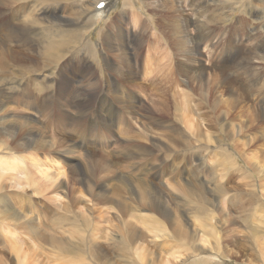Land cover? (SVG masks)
Listing matches in <instances>:
<instances>
[{
    "label": "rangeland",
    "instance_id": "1",
    "mask_svg": "<svg viewBox=\"0 0 264 264\" xmlns=\"http://www.w3.org/2000/svg\"><path fill=\"white\" fill-rule=\"evenodd\" d=\"M96 1L97 0H62L58 1V4L55 2H39L37 6H35L34 13L36 17L42 20V22L36 26V38H39L37 40L39 41V46L37 45L35 49L31 50V53L33 54L43 50L44 47L49 43L47 40L42 39L41 41L40 39V37L44 34L43 27L47 23H50L48 22L49 20L51 22L53 21L50 24H53L52 26L57 25L58 28H60L59 30H67L69 28L77 27H67L70 24H76L80 26L79 38L75 40V42H69L65 46L64 59L58 64L57 69H55L54 72L55 74L49 77L45 76L47 71L50 70V67L43 69L39 68L37 71L29 72L30 75L27 73L23 77L15 74L14 70L11 69L9 70V74H5L0 70V101L3 104V107H1L0 110V116H2L4 111H6L7 113L4 112L3 115L11 116L12 114V117L16 119V121L22 123L24 120L28 121V128L32 129L28 136L34 137V134H38L40 136L42 135L43 139H46V141H58L60 144H55L53 146V148L56 150H63V148L65 149V146L71 145L76 151H74L75 155L70 154L67 156L49 153L52 155H50V160L59 159L61 162L60 165L64 167V176L62 177L63 179L61 178L64 183V186H62L64 191L62 193H56L52 195L50 188L38 193L36 192V190H39L38 185L44 184V181L40 183L38 180L39 182H37V184L33 187L27 186L24 183L23 184L25 186L23 184V186H21V183L26 181L25 178L27 176L42 180V177L38 174V168H33V164H31V162L39 161L44 163L43 152H40L39 150L35 151V149L32 148H28V150H31L33 153L27 149L21 150L20 143H22L21 141L23 140V134L22 131L18 129V126H13L14 128L10 130L9 134H4L0 130V135H2L0 138L3 139V141L0 139V144H2L1 147L5 146L3 149L0 147V149H2V151L0 150V161H5L6 163L4 165L0 162V174L2 177H5L4 180L2 177L0 178L3 181H1L2 190L0 188V195H2L0 197V208H6L2 201V197H4L6 203H10L9 205L15 207L17 211L20 210L19 213H22L21 215H24L25 217H28V219L32 220L30 223H34L35 230L39 228V230H36L35 236L33 237L31 236V233L26 231L27 227H24V229L22 228L23 230L18 228V231H15L14 234L11 233L14 228H12L10 224L3 221L0 222V251L2 250L4 253H8L10 251L12 258H10L9 261L10 264H14V253L12 252V249H10V247L13 248V244V246H15V244L21 245L24 242L22 244L24 251L40 249L34 247L40 246V244H43V250L48 251L46 254L50 253L52 248L56 250V248L53 246L51 247L49 243L46 244L43 242L41 237H38L40 235L38 233L42 232L45 235H54L56 237H59L61 234H63L64 239H67L66 241L71 239L70 241H75L74 243L79 244L81 248L83 247L82 249H87L88 246H92V249H97V251L93 250L95 254L100 255L99 258L97 255V259H95L98 264H103L102 262H104V264H153L147 262L146 259L152 260L155 263L160 261L161 264L164 259H168L170 264H261L260 261L262 255L257 250V248L251 244V242H253V235L250 225L257 224L255 226L260 225L259 229H263L264 222L259 221V217L252 216V214L253 211H258L259 213L264 214V211L259 208L256 210L257 206L255 205L258 204L256 201L254 204H252L253 207L252 205L250 206V208L252 207L251 209L246 210L249 207L245 205V200H248L247 202L250 200L251 202L253 201V194L250 195L246 191L250 189L253 190V193L255 192L254 195H256L260 199V202L264 204V191L262 193L260 191L262 190L260 183H264V174H262V179H259L255 173L256 171H253L254 168H252V160H249L252 155L257 154L256 158L260 162H264V117L263 119L258 118L259 121H257L248 114L249 112H239L240 116L238 117L235 116L236 114L234 112L232 115L230 112L228 113L229 105H223V107L221 105L218 108L213 109L211 104L214 100L217 101L218 98L220 99V97L226 98V100H229V102L233 101L236 98H239V94L243 93V90H245L244 92L247 94L248 98H246V100L242 99L240 103L241 105L239 104V106L244 107V109L246 108L248 111H253L259 108L260 98L258 97L259 95H257L260 92L259 89H254L252 92L246 93V86L250 82L255 84L257 87H259V84L261 83L264 84V9L261 7L262 3L260 1L258 2L256 0H251V3L253 2L254 5H257L258 2L257 9L260 8L257 10L259 14H254V7L247 5V1L249 0H242L243 2L241 3H238L236 0H228L229 2L226 0H178V5H180L179 9L183 11V18L186 20L184 21V19H182V24L185 23L183 25H187L186 32L190 34L188 36L189 40L194 41V39H196L198 36L199 43H201L199 44V48L196 53L197 55L195 57L199 59V64H202L201 67L204 73L200 78H198L196 75L197 73L194 72V69L191 71L188 70V68L191 69L192 66L183 62V51L181 52V54H183L181 56V54H179L180 51L176 50L169 43L171 29L166 25V23L172 21V16L174 13L172 12L171 14L169 11H167L166 7L169 8L171 2H168V6V3L164 2L166 0H105L106 8L102 13L97 14V20H95L94 23L87 22L89 21L88 17H91L93 16V13H96L94 12L95 9L93 6ZM230 2L232 4H227ZM172 6H176L174 2ZM232 6L234 9L232 14L231 11L229 12L231 14L230 17L228 16L227 19H224V21L221 20L220 18L224 17L223 15L228 13ZM250 8H252V11L249 10ZM36 9L37 11H35ZM221 11L224 12L222 13ZM244 11H246V14L248 11L250 12L249 17L244 15ZM259 16L260 18H263L262 21ZM242 17H247L246 21H240L243 20ZM57 30L58 29L55 28L53 31L54 35L58 32ZM45 34H47L49 40L54 37L50 34V31L45 32ZM104 34L105 38L103 39L102 35ZM152 34L153 38L158 36L157 39L159 40H154V42L158 43V45H148L147 40L149 37H152ZM206 35L209 37L208 39H204V41L200 40V38H202L200 36ZM42 38H44V36ZM258 46L260 49H256ZM47 48H49V46ZM121 49L126 50L130 57L134 60L139 58L141 60L138 73L136 75L133 74L132 79L124 78L120 74L124 68L121 63ZM253 50L256 51V54L259 56L257 55L255 58H252L255 60L254 63H251L252 60L249 63L251 65L257 64L255 65L257 66V69L253 71V73L255 72V74H257V76L250 74L252 78L250 79V76L246 77V75H242L240 70L238 72L236 71L238 70V66H242V64L244 65V63H247L244 57L245 55L252 53ZM174 52L177 53V56ZM166 55H168L169 58ZM145 56H148L147 58L151 59H149V63H147L148 65H146V68L144 67L145 64L142 66V60L146 58ZM223 57H225V59ZM173 58L177 61L179 59L178 62L180 63L182 61V64L185 65L184 67L189 71V73L181 72L176 74V71L174 70L176 67L174 65ZM64 61H68V63L64 65L65 67H62L61 64ZM232 67H235L236 71H234V68ZM223 70H226V77L229 79L231 78L232 82H221L219 75L221 73L220 71ZM59 71L66 72H60L61 77H58V74L56 73ZM88 71H90V74L92 75L88 74ZM170 71H173L171 72L173 73V76L176 74V80L179 81L176 83L178 86L176 84H174L175 86L172 85L173 87L170 92H165L157 85L151 86V84H147L148 81H155L160 78H164L165 76L162 77V75L165 72L168 74L167 79H169L171 74ZM214 71H216V74ZM207 73L211 75H208ZM192 77L194 78V81L192 80ZM256 77L260 79L255 83L254 80ZM80 79L85 80L84 83L79 82ZM29 80L33 82L31 83V89L32 86H34L32 84H34L35 81L39 83L40 86L42 84L44 86V84L48 82L59 83L63 80H69L71 82L70 84H72L71 87L73 90H58V88L54 85L51 90L48 89L49 92L48 90H46V92L41 89L40 91L36 90L24 95V93L22 94L17 90V88H19L18 84L20 83L19 85H23ZM244 80L248 81L249 83ZM88 81L91 86L96 85L95 87H100V89H89V86L86 85ZM109 82H116L117 85L120 84L121 88L116 90L114 89V86L109 87ZM129 82H135V84L139 85L136 88H132V90L126 89L125 85ZM217 82H220V84L223 85L219 86ZM78 83H80L81 86L83 85L82 88H76ZM144 85L145 87H143ZM209 86L211 88L213 86L217 88L215 90L212 88L213 90H211ZM121 89L124 90L122 91ZM17 93H19V96H21L20 101ZM7 94H11L12 96ZM127 98L130 100L132 99L131 102L130 100L127 101ZM21 100H23V103ZM238 100H240V98ZM174 101L175 103H173ZM133 108L137 110H134ZM197 114H199V116H197ZM226 114H229L228 118L230 119V116H233L232 120L234 119V121L232 123L235 125L240 123L239 121L244 122L246 127L244 130H242L239 137H226L217 129L216 122H219L220 124L225 122L222 128L228 129V127H230L229 119H225ZM261 114L264 113L261 112ZM12 117L10 118L12 119ZM26 118H29L30 121ZM120 120L123 123H121ZM144 120L146 121L144 122ZM58 124L60 126L62 125L63 127L61 126L59 128ZM253 124H255L257 127H255ZM56 125H58V127ZM251 125L254 127V130ZM114 126L116 129H114ZM118 126L121 128H117ZM118 129H120V132ZM10 133L13 134L11 135ZM122 135H125L126 137ZM15 136L19 138L17 139ZM232 139L239 145H237L238 150L233 145H231ZM4 140H6V142ZM3 142L7 143L8 146H6V144L4 145ZM12 145L15 147L18 146L16 149H12L13 151L18 150V148H20V150L15 152L11 150L10 153L9 149ZM81 152L83 155H89L90 153L89 156L91 157V160L93 162L99 161L101 164V171L98 172L99 179L93 182L90 181L92 191L95 194L93 197H91L92 195H89L85 191V187L83 189L82 186L83 184L81 182V176L84 169V156ZM29 156L32 159L34 158L33 161L32 159L28 158ZM38 156L42 160H40ZM221 157L228 158L230 161L236 160L239 166L242 165V168H240L241 171L239 170L237 175H235V171H230L227 173L228 171L224 169L225 164H223L221 161ZM13 158L16 160L15 162L17 164L20 165L21 163V165H24L27 170L23 172L24 170L18 171L17 168V170L13 169L14 165H17L14 163ZM49 159L45 160V162L50 164ZM28 160L31 165L29 164ZM263 162L262 164L264 166ZM10 164L13 166L11 165L10 167ZM50 168H48V172H59L57 168V170L54 168L53 171V167L50 166ZM8 175L12 177L14 176L13 178L15 179H11V177ZM37 179H35V181ZM136 180L138 181L136 182ZM12 181L16 184H13ZM14 181H19V184ZM146 187H148L149 190H147ZM190 188L191 190L197 191L208 198L213 195L211 201L218 205V208L213 207L208 203H204L205 205L200 204L195 199L194 204L192 202L187 203L185 192H188ZM222 188L225 189L226 193L221 192ZM71 189L75 190V196L79 199V203L77 204H80L81 201H84L81 204H89L88 207H90V209H92L94 212H88L89 216L86 218L88 219L87 223L89 222L88 225L86 224V221L81 218L79 213H77V215L74 217L71 215L70 210L68 211L69 206L67 203L69 198H71L69 197V191ZM96 190H98V192ZM146 191H149V193ZM152 199L158 202L156 203L157 206L163 208L164 210L166 209L168 214L164 215L154 207L150 209L146 203H150L149 200ZM232 199L236 201L237 207L246 206V209L244 208L245 210H241L240 214L241 216L242 214L243 216L247 215V221L242 217H234L236 222L233 220V223L232 221L225 223L226 219L225 217H222L221 222L218 224V230L220 232L218 235L222 237V241H220L223 248L212 249V243L207 244L205 248H201L200 245H202L203 242L199 241V239L201 238V235L205 237L203 234L204 228L201 223L203 222L202 219L206 220V218L196 213V210H199L200 207L202 208L204 206V210H201L199 213L205 215V210L208 209L210 212L211 210L213 211L215 217H218L220 207H225V211H228L229 208L233 209L235 207V205L231 204ZM86 200L88 202H85ZM75 201H77V199ZM64 202H66V205H64ZM1 203L3 206H1ZM77 206L80 207L81 205ZM126 206L129 209L126 208ZM76 208L77 207L74 209ZM81 209L82 207H80L78 212L82 214L83 210ZM154 209L156 210L154 211ZM209 211H207L208 214ZM232 212L234 213V211ZM131 214V218H128V216ZM144 214L147 216L149 214L150 218L155 217L156 220L159 218L167 230L159 232L160 235L158 234V236L156 235L155 231H148L144 222H142L144 221ZM133 215H135L134 219H132ZM161 215H163V217ZM209 221H211V225H213L215 222L213 219H210ZM131 223L139 229H142L141 233L143 234L141 239L143 238V240L139 239L141 241L138 243L133 244L132 242L127 246V242H125L123 239L125 237V233L128 231V225L125 224ZM216 224L217 223L215 222L214 226ZM5 225L8 227V229L5 228ZM247 225H249V227ZM174 226L183 227L185 229V235L182 236V234L179 232H174ZM232 228L235 229L234 232H232ZM7 230H10V233L6 232ZM20 230L22 231L21 233L19 232ZM73 231H75V234ZM137 232L139 235H141L139 231ZM152 233L154 235H152ZM73 234L74 236H72ZM77 236L79 239H82V241L79 239L75 240L77 239ZM69 237L71 238L69 239ZM121 238L124 241H121ZM233 238L238 240V243L240 244H236V246L228 242ZM25 239L26 242H20L21 244L17 242ZM92 241H94L93 245H91L93 243ZM194 241L198 242L195 243ZM193 242L195 245L198 244L199 246H195ZM210 242H212V239ZM165 243L167 244L166 246ZM142 245L146 249L142 248ZM190 247L198 248H193L192 250ZM188 249H190L191 252H189ZM54 250H52V255L57 253L56 251L53 253ZM176 250L178 251L177 254L180 255L177 257L178 260L175 259L173 254L171 255V252L174 251L176 253ZM194 251H197L198 253H195ZM191 253L194 254L192 255ZM143 255L146 256V259L143 258L145 257ZM53 256L54 258L51 256L52 259L50 260L51 262L49 264H58L60 260L56 258L55 254ZM72 256L73 259H79L75 254H72ZM191 256L192 258L189 259ZM45 259H43V261H45ZM84 262H88L87 259L84 260Z\"/></svg>",
    "mask_w": 264,
    "mask_h": 264
},
{
    "label": "bare ground",
    "instance_id": "2",
    "mask_svg": "<svg viewBox=\"0 0 264 264\" xmlns=\"http://www.w3.org/2000/svg\"><path fill=\"white\" fill-rule=\"evenodd\" d=\"M58 1H62V0H0V70L2 71V72H4L5 74H9L10 73V69L11 70H14V73L15 74H17V75H20L21 77H23L24 75H26L27 73L29 74V72H34V71H37V69H39V68H41V69H43V68H47V67H50V70H51V72H50V70L49 71H47V74L45 75V76H51V75H53V74H55L54 72H55V69H57V66H58V64L64 59V48H65V46L70 42V43H73V42H75V40H77L78 38H79V36H80V34H79V30H80V26L79 25H76V24H70V25H68L67 27H76V28H69V29H67V30H59L60 28H58V26L56 25H54L55 26V28L56 29H58L57 31H55V32H57V33H55V35H54V30H55V28H54V26H52L50 23H52L50 20L48 21V22H50L49 24L47 23L44 27H43V32H44V34L40 37V39H41V41H42V39L43 40H47V41H49V43L47 44V46H45L44 47V49L43 50H40L38 53H35V54H33V53H31V50L32 49H35L36 47H37V45L39 46V41H37L39 38L37 37L36 38V35H37V27L36 26H38V24L40 23V22H42V20L40 19V18H38V17H36V15H35V13H34V8H35V6H37V4L40 2V3H46V2H55V3H57ZM214 1V0H213ZM213 1H212V3H213ZM227 2H229L228 0H226ZM238 3H241V2H243L242 0H236ZM256 1H260L261 3H262V9H264V0H256ZM255 1V2H256ZM65 2V1H64ZM99 2H104L105 3V5L102 7V8H96V5L99 3ZM165 3H168V2H171V5H170V7L169 8H167L166 7V9H167V11H169L171 14H172V12L174 13L173 14V16H172V21L171 22H167L166 23V25L167 26H169L170 27V33H171V35L169 36V39H170V44H171V46H173L176 50H178V51H180V53L179 54H181V52L182 53H184V55L183 54H181V56L183 55L184 57H182V58H184V60H183V62H185V64H189L190 66H192L191 67V69H189L188 67V70H192V69H194V72H196L197 74V77L198 78H200L201 76H202V74L204 73L203 71H202V67H201V65L199 64V59H197L195 56L197 55L196 53H197V50H198V48H199V44H201V43H199V40H198V36H197V38L196 39H194V41H190L189 40V38H188V36L190 35L188 32H186V27H187V25H183V24H185V23H183L182 24V22H183V20L182 19H184L183 18V11L181 10V9H179V6L180 5H178V0H166V1H164ZM173 2H174V4L176 5V6H172L173 5ZM258 2H257V5H254L253 4V2L251 3V0H249V1H247V5H251V7H254V10H253V13L254 14H259L258 13V11L257 10H259L260 8H258L257 9V7H258ZM235 3V2H234ZM237 3V4H238ZM58 4V3H57ZM62 4V3H61ZM227 4H232L231 2L230 3H227ZM41 5V4H40ZM40 5H38V6H40ZM49 5V4H48ZM222 5V4H221ZM51 6V5H50ZM94 6V12H96V13H93V16H89L88 18H89V21H87V22H90V23H94V21L95 20H97L96 19V17H98L97 16V14H100V13H102L104 10H105V8H106V2H105V0H97L96 2H95V4L93 5ZM161 6V5H160ZM168 6H169V3H168ZM184 6V5H183ZM163 7V6H162ZM225 7H227V6H225ZM228 8H230V7H228ZM233 6L229 9V11H228V13H226V14H224L223 16L224 17H221L220 19L221 20H223L224 21V19H227V17L229 16L230 17V15L232 14V12H233ZM256 9V10H255ZM43 10V9H42ZM65 10V9H64ZM63 10V11H64ZM250 11H252V8H250L249 9ZM35 11H37V9L35 10ZM231 11V14L229 13ZM255 11V12H254ZM261 11V10H260ZM263 11V10H262ZM51 12V11H50ZM222 12V11H221ZM224 12V11H223ZM222 12V13H223ZM227 12V11H226ZM41 13V12H40ZM65 13V12H64ZM261 13V12H260ZM37 14V13H36ZM216 14V13H215ZM249 14H250V12L248 11V13L246 14V11H244V15H247V17H249ZM42 15V14H41ZM57 15V14H56ZM64 15V14H63ZM69 15V14H68ZM67 15V16H68ZM222 15V14H221ZM251 15H252V12H251ZM54 16V15H53ZM83 16V15H82ZM215 16H217V15H215ZM62 17V16H61ZM66 17V16H65ZM247 17H242V19L243 20H240V21H246V19H247ZM253 17V16H252ZM258 17V16H257ZM43 18V17H42ZM60 18V17H59ZM64 18V17H63ZM68 18V17H67ZM87 18V17H86ZM187 18V17H186ZM211 18H213V17H211ZM219 18V17H218ZM217 18V19H218ZM259 18H260V16H259ZM44 19V18H43ZM49 19V18H48ZM216 19V18H215ZM258 19V18H257ZM261 19V21H262V19L263 18H260ZM63 20V19H62ZM79 20V19H78ZM220 20V21H221ZM56 21V20H55ZM184 21H186L185 19H184ZM58 22V21H57ZM80 22V21H79ZM86 22V21H85ZM247 22H248V20H247ZM264 22V21H263ZM222 23V22H221ZM224 23V22H223ZM243 23V22H242ZM68 24V23H67ZM44 25V24H43ZM152 25V24H151ZM41 26V25H40ZM52 27H53V30H52ZM47 31H50V34L51 35H53L54 37L52 38V39H50L49 40V37L47 36V34H45V32H47ZM120 33V32H119ZM153 33H155V32H153ZM49 34V35H50ZM193 34V33H192ZM209 34H210V32H209ZM119 35V34H118ZM156 35V34H155ZM44 36V38H42ZM151 36V35H150ZM46 37H48V38H46ZM52 37V36H51ZM147 37V36H146ZM157 37L158 36H156V37H154L153 38V34H152V37H149V39L147 40L148 41V45H150V44H152V45H158V43H156V42H154V40H159V39H157ZM200 37H202V38H200ZM199 38H200V40H202V41H204V39H208L209 37H207V35L206 36H200ZM55 38V39H54ZM102 38L104 39L105 38V34L104 35H102ZM161 40V39H160ZM120 41V40H119ZM233 41H234V39H233ZM54 42V43H53ZM206 42H207V40H206ZM112 45V44H111ZM49 46V48H47ZM179 46H180V48H179ZM230 47V46H229ZM43 48V47H42ZM41 48V49H42ZM173 48V49H174ZM246 49V48H245ZM256 49H260V47L258 46V47H256ZM255 49V50H256ZM212 50V49H211ZM30 51V52H29ZM175 51V50H174ZM209 52H211V51H209ZM175 53V55L177 54L176 52H174ZM247 53V52H246ZM120 54H121V56H122V60H121V63H122V66L124 67L123 69H122V71H121V75L124 77V78H127V79H132L133 77V74L134 75H136L137 73H138V69L140 68L139 67V64H141V60H140V58L139 59H137V60H134L133 58H131L130 57V55H129V53L126 51V50H124V49H121V52H120ZM222 54V53H221ZM254 54V55H253ZM126 55H127V58H126ZM147 55V54H146ZM148 55H149V53H148ZM208 55H209V53H208ZM258 54H256V51H254L253 50V52L252 53H250V54H247V55H245V57H244V59H245V61L247 62V63H244V65L242 64V66L240 65V66H238V70L236 71V69H235V67H232V68H234V71H236V72H238L239 70H240V72L242 73V75L244 74V75H246V77H248V76H250V74L251 75H256L257 76V74H255V72L253 73V71H255V69H257V66H255V65H257V64H253V65H251L249 62L251 61V63H254L255 62V60H253L252 58H255L256 56H257ZM163 56V55H162ZM168 58H169V56L168 55H166ZM177 56V55H176ZM202 56V55H201ZM213 56V55H212ZM211 56V57H212ZM259 56V55H258ZM146 58H144L143 60H142V63H143V65L142 66H144V64H145V68H146V65H148L147 63H149L148 61H149V59L150 58H147L148 56H145ZM163 57H165V56H163ZM171 57H174V56H171ZM180 57V56H179ZM178 58V57H177ZM217 58V57H216ZM224 59H225V57H223ZM174 59V58H173ZM151 60V59H150ZM169 60V59H168ZM182 60V59H181ZM178 61H179V59H178ZM176 59H174V65H175V67H176V69H174L176 72V74H179V73H181V72H185V73H189V71L188 70H186L185 69V65H183L182 63V61H181V63L180 62H178ZM232 61V60H231ZM245 61H243V62H245ZM146 62V63H145ZM161 62V61H160ZM159 62V63H160ZM216 62V61H215ZM221 62V61H220ZM225 62V61H224ZM227 62H228V60H227ZM226 62V63H227ZM68 63V61H64V62H62V64H61V66L62 67H65L64 65L65 64H67ZM153 63V62H152ZM167 63V62H166ZM171 63V62H170ZM210 63H212V62H210ZM217 63V62H216ZM107 64V63H106ZM157 64V63H156ZM155 64V65H156ZM161 64V63H160ZM169 64V63H168ZM172 64H173V62H172ZM214 64V63H213ZM223 64V63H222ZM225 64V63H224ZM233 64V63H232ZM237 64V63H236ZM240 64V63H239ZM53 65V66H52ZM52 66V67H51ZM78 66V65H77ZM167 66V65H166ZM213 66V65H212ZM225 67V66H224ZM117 68H119V67H117ZM227 68H228V66H227ZM121 69V68H120ZM149 69V68H148ZM148 69H146V70H148ZM213 69V68H212ZM45 70V69H44ZM83 70V69H82ZM86 70V69H85ZM102 70V69H101ZM157 70H159V69H157ZM58 71V70H57ZM77 71V70H76ZM149 71V70H148ZM154 71V70H153ZM167 71V70H166ZM225 71L226 70H223V71H220L221 73H220V79H221V82L222 83H224V82H232V80H231V78L229 79L228 77H226V74H225ZM60 72L61 73H63V72H66V71H59V72H57L56 74H58V77L60 76L61 77V74H60ZM89 73L88 74H90V71H88ZM99 72V71H98ZM171 72H173V71H170V73ZM193 72V73H194ZM216 71H214V73H215ZM230 72V71H229ZM162 73V72H161ZM168 73H169V71H168ZM174 73V74H175ZM240 73V74H241ZM2 74V73H1ZM176 74L173 76V73H171L170 74V78L169 79H167V73L165 72V73H163V75H162V77H164V78H160V79H158V80H155V81H152L151 79V81H148L147 82V84H151V86H154V85H157V86H159L160 88H162V90H164L165 92H167V91H169L170 92V90H172V85H174V84H176V83H178L179 81H177L176 80ZM195 74V73H194ZM193 74V75H194ZM208 74V73H207ZM216 74V73H215ZM30 75V74H29ZM90 75H92V74H90ZM181 75V74H180ZM183 75V74H182ZM208 75H211V74H208ZM208 75H206V76H208ZM67 77H69L68 75H66ZM76 76V75H75ZM74 76V77H75ZM143 76H144V74H143ZM150 76H152V75H150ZM156 76V75H155ZM185 76V75H184ZM218 76V75H217ZM3 77V76H2ZM259 77V76H258ZM258 77H256L255 78V80H254V82L256 83V82H258L259 81V79L260 78H258ZM6 78V77H5ZM63 78V77H62ZM145 78V77H144ZM181 78V77H180ZM189 78V77H188ZM193 78V77H192ZM216 78V77H215ZM214 78V79H215ZM34 79V78H33ZM83 79H85V78H83ZM136 79V78H135ZM202 79H204V78H202ZM213 79V80H214ZM244 79H246V78H244ZM250 79H252L251 78V76H250ZM249 79V80H250ZM74 80V79H73ZM72 80V81H73ZM87 80V79H86ZM154 80V79H153ZM193 81H194V78L192 79ZM11 81V80H10ZM75 81V80H74ZM84 81L85 80H82V79H80L79 80V82H82V83H84ZM145 81H146V79H145ZM203 81V80H202ZM209 81H211V80H209ZM244 81H246V80H244ZM117 82V81H116ZM116 82H109V87H111V86H114V89H116V90H119L120 88H121V86H120V84L119 85H117V83ZM246 82H248V81H246ZM2 83V82H1ZM31 83H33L32 81H27V82H25L23 85H19L18 84V87L20 88H17V90L19 91V92H21L22 94L24 93V95H26V94H28V93H31L32 91H36V90H38V91H40L41 89L42 90H44V91H46V90H51V88H53L54 87V85L58 88V90H73L72 89V84H70L71 82L69 81V80H63V81H60L59 83H54V82H48V83H46V81H45V83L46 84H44V86H43V84L40 86L39 85V83H37L36 81L34 82V84H32V85H34V86H32V89H31ZM42 83V82H41ZM121 83V82H120ZM142 83V82H141ZM208 83H210V82H208ZM218 84H219V86H222L223 84H220V82H217ZM249 83V82H248ZM123 84V83H122ZM161 84H162V87H161ZM199 84V83H198ZM75 85V84H74ZM86 85L87 86H89L88 88L89 89H95V88H99L100 89V87H95V86H91V84H89V81H88V83H86ZM139 84H135V82L133 83V82H129L128 84H126L125 85V87H126V89H131L132 90V88H136L137 86H138ZM143 85V84H142ZM141 85V86H142ZM177 86H178V84H176ZM205 85V84H204ZM216 85V84H215ZM78 86V87H77ZM83 86V85H82ZM82 86H81V84L80 83H78L77 85H76V88H82ZM101 86V85H100ZM106 86V85H105ZM175 86V85H174ZM201 86H203V85H201ZM218 86V87H219ZM13 87V86H12ZM143 87H145V85L143 86ZM156 87V86H155ZM210 87V86H209ZM225 87V86H224ZM227 87V86H226ZM247 88H246V93H248V92H252L254 89H259V93L257 94V95H259L258 97L260 98L259 99V108L258 109H256V110H253V111H248L246 108L244 109V107H242V106H239V104L241 103V101H242V99L243 100H246V98H248V96H247V94H245V90H243V93H240L239 94V98H240V100H238L239 98H236L235 100H233V101H230L229 102V100H226V98H223V97H220V99L218 98V100L216 101V100H214L213 102H212V104H211V106L213 107V109H216V108H218L219 106H221L222 105V107H223V105H226V106H228L229 107V109H228V113L230 112V114L232 115V113L234 112L236 115L235 116H240L239 115V112H244V113H248L251 117H253V118H255L257 121H259V119H263V117H264V114H261V112L262 113H264V84H259V87H257L255 84H253L252 82H250L249 84H247V86H246ZM254 87V88H253ZM123 88V87H122ZM158 88V87H157ZM199 88V87H198ZM211 88V87H210ZM212 88H214V90L217 88V87H212ZM211 88V90H213ZM223 88V87H222ZM155 89V88H154ZM202 89V88H201ZM225 89V88H224ZM228 89V88H227ZM49 90H48V92H49ZM57 90V91H58ZM122 90V89H121ZM120 90V91H121ZM124 90V89H123ZM122 90V91H123ZM130 90V91H131ZM55 91V90H54ZM134 91V90H133ZM10 92V91H9ZM14 92H16V91H14ZM47 92V91H46ZM141 92V91H140ZM232 92V91H231ZM61 93V92H60ZM66 93V92H65ZM64 93V94H65ZM118 93H119V91H118ZM122 93V92H121ZM127 93V92H126ZM257 93V92H256ZM256 93H254V94H256ZM18 94V96H19V93H17ZM142 94V93H141ZM160 94V93H159ZM167 94V93H166ZM7 95H10V96H12L11 94H7ZM63 95V94H62ZM118 95V94H117ZM130 95V94H129ZM144 95V94H143ZM210 95V94H209ZM261 95V96H260ZM60 96H61V94H60ZM119 96V95H118ZM123 96V95H122ZM222 96V95H221ZM63 97V96H62ZM17 98V97H16ZM15 98V99H16ZM19 98V101H20V99H21V96H19L18 97ZM118 98H120V97H118ZM123 98H125V97H123ZM129 98V97H128ZM127 98V101H129L130 99H128ZM135 98V97H134ZM234 98V97H233ZM10 99V98H9ZM12 99H14V98H12ZM66 99V98H65ZM230 99H232V98H230ZM126 100V99H125ZM132 100V99H131ZM131 100H130V102H131ZM208 100V99H207ZM12 101V100H11ZM15 101V100H14ZM23 100H21V102H22ZM68 101V100H67ZM72 101V100H71ZM114 101V100H113ZM199 101V100H198ZM10 102V101H9ZM17 102V101H16ZM20 102V103H21ZM125 102V101H124ZM172 102V101H171ZM204 102H206V101H204ZM209 102V101H208ZM211 102V101H210ZM12 103V102H11ZM23 103V102H22ZM28 103V102H27ZM31 103V102H30ZM74 103V102H73ZM156 103V102H155ZM173 103H175V101L173 102ZM13 104V103H12ZM127 104V103H126ZM133 104V103H132ZM238 104V105H237ZM34 105V104H33ZM36 105H38V104H36ZM66 105V104H65ZM71 105V104H70ZM130 105V104H129ZM174 105V104H173ZM173 105H172V107H173ZM241 105V104H240ZM244 105V104H243ZM258 105V104H257ZM14 106V105H13ZM67 106V105H66ZM72 106V105H71ZM74 106V105H73ZM138 106V105H137ZM207 106H210V105H207ZM1 107H3V104L1 103V101H0V110H1ZM38 107V106H37ZM36 107V108H37ZM129 107V106H128ZM127 107V108H128ZM246 107V106H245ZM248 107V106H247ZM9 108V107H8ZM131 108V107H130ZM82 109V108H81ZM134 109V108H133ZM176 109V108H175ZM134 110H137V109H134ZM193 110V109H192ZM250 110V109H249ZM9 111V110H8ZM14 111V110H13ZM68 111V110H67ZM79 111H80V109H79ZM159 111V110H158ZM193 111H195V110H193ZM5 113H7L6 111H4ZM3 112V113H4ZM11 112V111H10ZM132 112V111H131ZM196 112V111H195ZM3 113H2V116H0V130L4 133V134H9V132H10V130L12 129V128H14L13 126H18V129L20 130V131H22V134H23V140L21 141L22 143H20L21 144V150L23 149V150H28V148H32V149H35V151L36 150H39L40 152H43V157H44V163H42V162H39V161H36V162H31V164H33V168H38V174L42 177H40L42 180H40V179H37V178H35V179H37L36 181H35V179L34 178H30V177H26L25 179H26V181L25 182H20L21 183V186H23L24 184H26L27 186H31V187H33V186H35L36 184H37V182H39L40 181V183L42 182V181H44V184H42V185H38V189L39 190H36V192H38V193H41V192H43L45 189H50L51 188V190L50 191H52L51 193H52V195L53 194H56V193H62L63 191H64V189L62 188V186H64V183H63V181H62V177L64 176L63 175V168L64 167H62L61 165H60V160L59 159H55V160H50L49 158H50V155L51 154H59V155H70V154H72V155H75L74 154V147L73 146H71V145H68V146H65V149L63 148V150H56L55 148H53V146L55 145V144H60L58 141H51V140H49V141H46V139H43V137H42V135L40 136V135H38V134H34L35 136L34 137H29L28 135H29V132L32 130V129H30V128H28V121H25L24 120V122L22 123V122H19V121H16V119H14L12 116V114H11V116L10 115H3ZM36 113V112H35ZM63 113V112H62ZM194 113V112H193ZM243 113V114H244ZM14 114V113H13ZM61 114V113H60ZM106 114V113H105ZM143 115V114H142ZM194 115H195V113H194ZM201 115V114H200ZM203 115V114H202ZM66 116V115H65ZM197 116H199V114H197ZM196 116V117H197ZM10 117H12V119L10 118ZM229 117V114H226V117H225V119H227ZM231 117V119L230 118H228L229 119V125H230V127H228V129H225V128H222L223 127V124L225 123H219V122H216V126H217V129L220 131V132H222L226 137L228 136V137H230V138H237V137H239V135H240V133L242 132V130H244L245 129V124H244V122H242V121H239L240 123H238L237 125H235L234 123H232L233 121H234V119L232 120V117L233 116H230ZM238 117H236V118H238ZM202 118V117H201ZM259 118V119H258ZM26 119H28L29 121H30V119L29 118H26ZM32 119V118H31ZM67 119V118H66ZM103 119V118H102ZM144 119V118H143ZM17 120H18V118H17ZM108 120V119H107ZM113 120V119H112ZM142 120V119H141ZM199 120V119H198ZM32 121V120H31ZM66 121V120H65ZM143 121V120H142ZM146 120H144V122H145ZM200 121H202V120H200ZM199 121V122H200ZM218 121V120H217ZM222 121V120H221ZM253 121V120H252ZM255 121V120H254ZM256 121V122H257ZM40 122V121H39ZM67 122V121H66ZM120 122H121V120H120ZM12 123H15V124H17V125H15V124H12ZM71 123H73V122H71ZM106 123V122H105ZM121 123H123V122H121ZM126 123V122H125ZM147 123V122H146ZM145 123V124H146ZM258 123V122H257ZM60 124V123H59ZM58 124V125H59ZM114 124V123H113ZM159 124V123H158ZM248 124V123H247ZM58 125H56L57 127H58ZM119 125V124H118ZM122 125V124H121ZM144 125V124H143ZM253 125H255V124H253ZM259 125V124H258ZM62 126V125H61ZM60 125H59V128L61 127ZM116 126V125H115ZM114 126V127H115ZM151 126V125H150ZM232 126V127H231ZM252 126V125H251ZM30 127H33V126H30ZM63 127V126H62ZM112 127V126H111ZM123 127V126H122ZM226 127V126H225ZM255 127H257L256 125H255ZM58 128V129H59ZM109 128V127H108ZM117 128H121V127H117ZM150 128V127H149ZM252 128H253V130H254V127L252 126ZM107 129V128H106ZM114 129H116V127L114 128ZM152 129H154V128H152ZM60 130H62V129H60ZM119 130V132H120V129H118ZM125 130H126V127H125ZM255 130H257V129H255ZM13 131V130H12ZM16 131V130H15ZM141 131V130H140ZM14 132V131H13ZM38 132V131H37ZM144 132V131H143ZM129 133V132H128ZM127 133V134H128ZM159 133V132H158ZM236 133V134H235ZM1 134V133H0ZM11 134V133H10ZM13 134V133H12ZM11 134V135H12ZM15 134V133H14ZM118 134V133H117ZM123 134V133H122ZM125 134V133H124ZM134 134V133H133ZM149 134V133H148ZM147 135V134H146ZM0 136H2V135H0ZM5 136V135H4ZM19 136V135H18ZM111 136V135H110ZM122 136H125V135H122ZM16 137V136H15ZM20 137V136H19ZM18 137V138H19ZM106 137V136H105ZM126 137V136H125ZM131 137V136H130ZM17 138V137H16ZM17 138V139H18ZM1 139V138H0ZM5 139V138H4ZM7 139V138H6ZM13 139H14V137H13ZM154 139H156V138H154ZM2 141H3V139H1ZM0 140V141H1ZM7 140H9V139H7ZM15 140V139H14ZM151 140V139H150ZM153 140V139H152ZM228 140V139H227ZM5 142H6V140H4ZM16 141H19V140H16ZM15 141V142H16ZM132 141V140H131ZM236 141H238V140H236ZM8 142V141H7ZM11 142V141H10ZM10 142H9V145H10ZM88 142V141H87ZM152 142V141H151ZM157 142V141H156ZM160 142V141H159ZM158 142V143H159ZM218 142V141H217ZM228 142V141H227ZM229 142H230V139H229ZM4 143V142H3ZM19 143V142H18ZM90 143V142H89ZM155 143V142H154ZM153 143V144H154ZM245 143V142H244ZM6 144V146H8V144L7 143H4V145ZM13 144V143H12ZM17 144V143H16ZM16 144H14V145H16ZM87 144V143H86ZM163 144V143H162ZM220 144H222V143H220ZM230 144V143H229ZM247 144V143H246ZM246 144H243V145H246ZM1 145L2 144H0V147H1ZM17 145H19V144H17ZM72 145H75V144H72ZM89 145V144H88ZM90 145H92V144H90ZM108 145V144H107ZM131 145V144H130ZM231 145H233L236 149H237V143H235V141H233V139H232V142H231ZM230 145V146H231ZM105 146H106V144H105ZM109 146H110V144H109ZM113 146V145H112ZM133 146H135V145H133ZM159 146H161V145H159ZM221 146V145H220ZM239 146V145H238ZM3 147H5V146H3ZM3 147H1L2 149H3ZM11 148L9 149L10 150V153H11V150L13 149H16V147H18V146H10ZM20 147V146H19ZM108 147V146H107ZM155 147V146H154ZM242 147V146H241ZM260 147H262V146H260ZM126 148V147H125ZM129 148V147H128ZM132 148V147H131ZM134 148V147H133ZM221 148V147H220ZM2 149H0L1 151H2ZM4 149H8V148H4ZM123 149V148H122ZM130 149V148H129ZM154 149V148H153ZM159 149H161V148H159ZM234 149V148H233ZM12 150V151H13ZM18 150H20V148H18ZM18 150H15V151H18ZM48 150H50V151H48ZM77 150V149H76ZM131 150V149H130ZM238 150V149H237ZM15 151H13V152H15ZM28 151H30L31 153H33L31 150H28ZM34 151V152H35ZM92 151V150H91ZM127 151V150H126ZM76 152V151H75ZM130 152V151H129ZM223 152V151H222ZM227 152V151H226ZM225 152V153H226ZM18 153H20V152H18ZM49 153H51V154H49ZM79 153V152H78ZM82 153V152H81ZM145 153V152H144ZM30 154V153H29ZM107 154V153H106ZM123 154H124V152H123ZM132 154V153H131ZM147 154V153H146ZM11 155V154H10ZM35 155V154H34ZM40 155V154H39ZM82 155H83V153H82ZM89 155H90V153H89ZM89 155H83L84 156V169H83V172H82V176H81V182H82V186H83V189H84V187H85V191L89 194V195H92L91 197H93V196H95V194L93 193V191H92V187H91V182H93V181H95V180H97V179H99V176H98V172H100L101 171V164L99 163V161H95V162H93L92 160H91V157L89 156ZM255 155V154H254ZM254 155H252L250 158H249V160H252L251 161V163L253 164V167L252 168H254V170L253 171H256L255 173H256V175L259 177V179H262V174H264V166H263V164H262V162H260L257 158H256V155L254 156ZM13 156V155H12ZM52 156V155H51ZM124 156V155H123ZM122 156V157H123ZM159 156V155H158ZM231 156V155H230ZM19 157V156H18ZM39 157V156H38ZM118 157V156H117ZM12 158V157H11ZM28 158H30V156L28 157ZM75 158V157H74ZM116 158V157H115ZM125 158V157H124ZM127 158H128V156H127ZM126 158V159H127ZM145 158V157H144ZM14 159V158H13ZM12 159V160H13ZM30 159H32V158H30ZM34 159V158H33ZM33 159H32V161H33ZM36 159H38V158H36ZM39 159L40 160H42L40 157H39ZM47 159H49V162H50V164L49 163H47V162H45V160H47ZM54 159V158H53ZM70 159V158H69ZM227 159L228 158H222L221 157V161L223 162V164H225L224 165V169L226 170V171H228L227 173H229L230 171H235L236 172V174L235 175H237L238 174V172H239V170H240V168H242V165L241 166H239L237 163V161L236 160H234V161H230L229 159H228V161H227ZM117 160V159H116ZM144 160V159H143ZM146 160V159H145ZM233 160V159H232ZM16 160L14 159V163H16L15 162ZM20 161V160H19ZM31 161V160H30ZM136 161V160H135ZM154 161V160H153ZM1 162V161H0ZM28 162H29V160H28ZM2 164H6L5 163V161H2L1 162ZM62 163H64V162H62ZM154 163V162H153ZM264 163V162H263ZM17 164V163H16ZM29 164H30V162H29ZM30 164V165H31ZM11 165L12 164H10V167H11ZM51 167H53L52 168V171H53V169L55 168H57L58 169V171L59 172H48L49 171V169L48 168H50V166ZM73 165V164H72ZM77 165V164H76ZM155 165V164H154ZM13 166V165H12ZM35 166V167H34ZM49 166V167H48ZM128 166V165H127ZM61 167H62V170H61ZM153 167V166H152ZM13 168V167H12ZM18 169V171H21V170H24L23 172H25L26 170H27V168H25L24 167V165L22 166L21 165V163H20V165L19 164H17V165H14V168L13 169ZM16 169V170H17ZM56 169V170H57ZM10 170V169H9ZM15 170V171H16ZM50 171H51V168H50ZM148 171H149V169H148ZM147 171V172H148ZM241 171V170H240ZM243 171V170H242ZM234 172V173H235ZM153 173V172H152ZM155 173V172H154ZM157 174V173H156ZM243 175V174H242ZM6 176V175H5ZM8 176H10V175H8ZM66 176V175H65ZM68 176V175H67ZM221 176V175H220ZM2 176H1V174H0V178H1ZM11 177V179L14 177H12V176H10ZM116 177V176H115ZM246 177V176H245ZM62 178V179H61ZM67 178V177H66ZM134 178V177H133ZM223 178V177H222ZM2 179L4 180L5 179V177H2ZM13 179H15V178H13ZM61 179V180H60ZM135 179H137V178H135ZM134 179V180H135ZM247 179V178H246ZM20 180H22V179H20ZM39 180V181H38ZM2 180L0 179V182H1ZM11 181V180H10ZM91 181V182H90ZM115 181V180H114ZM138 180H136V182H137ZM141 181V180H140ZM255 181V180H254ZM3 182V181H2ZM2 182L0 183V188H1V185H2ZM14 182H17V181H14ZM66 182V181H65ZM8 183V182H7ZM6 183V184H7ZM12 183H13V181H12ZM24 183V184H23ZM245 183V182H244ZM262 183V182H261ZM260 183V186L262 187V190H260L261 191V193L264 191V183H262L261 184ZM10 184V183H9ZM13 184H16V183H13ZM17 184H19V181L17 182ZM23 184V185H22ZM140 184V183H139ZM11 185V184H10ZM119 185V184H118ZM142 185V184H141ZM192 185V184H191ZM3 186H4V184H3ZM8 186V185H7ZM12 186H14V185H12ZM11 186V187H12ZM25 186V185H24ZM26 186V187H27ZM108 186V185H107ZM103 187V186H102ZM110 187V186H109ZM137 187V186H136ZM144 187V186H143ZM150 187V186H149ZM4 188V187H3ZM117 188V187H116ZM126 188H127V185H126ZM5 189V188H4ZM35 189V188H34ZM104 189V188H103ZM102 189V190H103ZM121 189V188H120ZM146 189L147 190H149L148 189V187H146ZM151 189V188H150ZM225 189H226V187H225ZM225 189H223L222 188V193H224L225 192ZM255 189V188H254ZM257 189V188H256ZM1 190H2V188H1ZM114 190H115V188H114ZM126 190V189H125ZM97 192H98V190H96ZM117 191H119V190H117ZM127 191V190H126ZM141 191H142V189H141ZM144 191H145V189H144ZM143 191V192H144ZM250 195L251 194H253L252 195V199H253V201L251 202V200L249 201V202H247L246 200H245V205H247L249 208L248 209H246V206H244V207H237V203H236V201L234 200V199H232L231 200V204H233V205H235V207L233 208V209H231V208H229V210L227 209V207H226V209L228 210V211H225V207L224 208H222V207H220L219 208V214H218V217H215V215L213 214V211L211 210V212L208 210V209H206L205 210V215H203V214H201V213H199V212H201V210H204V206L201 208L200 207V209L198 210H196L197 212L196 213H198V214H200V215H202V217H205L206 218V220L205 219H202V223H201V225L203 226V228H204V231H203V234L205 235V237H203L202 235H201V238L199 239V241H202L203 243H205V244H203L202 243V245H200L201 246V248H205V246H207V244H211L212 243V249H220V248H223L222 247V243H221V236L220 235H218L220 232H219V230H218V224H219V222H221V218L222 217H225V219H226V222L225 223H227L228 221H232V223H233V220H234V217H237V218H239V217H242V218H244V220H246L247 221V219H248V216L246 215V216H243V214H242V216H241V210H249V209H251L252 207H253V205L252 204H254V202L256 201V202H258V204H256L255 206H257L256 207V210L259 208V209H261V210H263L264 211V204L262 203V202H260V199L256 196V195H254V193L252 192L253 190H250V189H248V190H246ZM257 191H259V190H257ZM256 191V192H257ZM116 192V191H115ZM114 192V193H115ZM122 192V191H121ZM124 192V191H123ZM146 192H148L149 193V191H146ZM151 192H152V190H151ZM205 192V191H204ZM215 192V191H214ZM246 192V193H247ZM69 193H70V196L69 197H71V198H69V201H68V211L70 210V212H71V215L72 216H76L77 215V213H79L80 214V216H81V218L83 219V220H85L86 221V224L88 225L89 224V222L87 223V220L88 219H86L88 216H89V213L90 212H92V213H94L93 211H92V209H90V207H88V205L86 204V203H84V204H81V203H83L81 200V203L80 204H77V203H79V199L75 196V190L74 189H71L70 191H69ZM78 193H79V191H78ZM101 193V192H100ZM117 193V192H116ZM120 193V192H119ZM118 193V194H119ZM125 193V192H124ZM145 193V192H144ZM220 193V192H219ZM226 193V192H225ZM245 193V194H246ZM87 194V195H88ZM99 194V193H98ZM117 194V195H118ZM141 195H143L142 193H140ZM263 194H264V192H263ZM60 195V194H59ZM58 195V196H59ZM107 195V194H106ZM121 195V194H120ZM137 195V194H136ZM139 195V194H138ZM147 195V194H146ZM157 195V194H156ZM185 195H186V197H187V203H190V202H192L193 204H194V199L196 200V201H198V203H200V204H203V205H205L204 203H208V204H210L211 206H213V207H217L218 208V205H216V204H214V202L213 201H211V198H212V196L210 197V198H208V197H205V196H203L201 193H198L197 191H194V190H191V188L189 189V191L188 192H185ZM243 195H244V193H243ZM2 195H0V197H1ZM4 196H6V195H4ZM113 196V195H112ZM128 196V195H127ZM148 196V195H147ZM153 196V195H152ZM151 196V197H152ZM248 196V195H247ZM256 196V197H255ZM29 197V196H28ZM51 197V196H50ZM107 197V196H106ZM150 197V196H149ZM164 198V197H163ZM6 199H8V198H6ZM25 199V198H24ZM50 199V198H49ZM52 199V198H51ZM77 199V201H75ZM0 200H1V198H0ZM95 200V199H94ZM100 200V199H99ZM155 200H157V199H155ZM225 200V199H224ZM228 200V199H227ZM2 201H3V203H4V205L6 206V208L5 209H3L2 207L0 208V222H6V223H8V224H10V226L12 227V228H14L12 231H11V233H14L15 234V231H18V228H20V229H24V227H27V232H29V233H31V234H29V233H27V234H29V235H31V236H35V233H36V230L38 229L39 230V228H37L36 230H35V225H34V223L32 224V223H30L32 220H30V219H28V217H25L24 215H21L22 213H19L20 212V210L19 211H17L16 209H15V207H12V206H10L8 203H6V200L4 199V197H2ZM1 201V202H2ZM26 201H28V200H26ZM55 201V200H54ZM148 201V200H147ZM8 202H9V200H8ZM30 202V201H29ZM34 202V201H33ZM48 202V201H47ZM51 202V201H50ZM56 202V201H55ZM67 202V201H66ZM66 202H64L65 204L64 205H66ZM85 202H88L87 200L85 201ZM128 202V201H127ZM138 202V201H137ZM149 202L150 203H146L147 205H148V207H150V209H152L153 207L154 208H156L159 212H161L162 214H164V215H167L168 214V212L166 211V209L164 210L163 208H161V207H159V206H157L156 205V203H158V202H156V201H154L153 199L152 200H149ZM165 202V201H164ZM216 202H217V200H216ZM251 202V203H250ZM125 203V202H124ZM130 203V202H129ZM2 204V203H1ZM13 204L15 205V203L13 202ZM143 204V203H142ZM161 204V203H160ZM77 205H81L80 207H82V209L81 210H83L82 211V214L80 213V212H78V210L80 209V207L79 206H77ZM95 205V204H94ZM252 205V207L250 208V206ZM1 206H3V204L1 205ZM105 206V205H104ZM109 206V205H108ZM162 206V205H161ZM195 206V205H194ZM27 207H29V206H27ZM75 207H77L76 209H74ZM102 207V206H101ZM110 207V206H109ZM206 207V206H205ZM16 208H18V207H16ZM30 208V207H29ZM93 208V207H92ZM121 208H122V206H121ZM126 208H128L127 206H126ZM198 208V207H197ZM245 208V209H244ZM20 209V208H19ZM37 209V208H36ZM123 209V208H122ZM129 209V208H128ZM130 209H131V207H130ZM156 209H154V211L156 210ZM33 210V209H32ZM26 211V210H25ZM24 211V212H25ZM35 211V210H34ZM99 211V210H98ZM97 211V212H98ZM127 211V210H126ZM148 211V210H147ZM153 211V210H152ZM170 211H172V210H170ZM207 211H209V214H208V212ZM232 211H234V213L232 212ZM250 211H252V210H250ZM249 211V212H250ZM89 212V213H88ZM108 212V211H107ZM245 212V211H244ZM131 213H132V211H131ZM146 213V212H145ZM148 213V212H147ZM243 213V212H242ZM26 214V213H25ZM97 214V213H96ZM153 214V213H152ZM246 214V213H245ZM95 215V214H94ZM96 216H98V215H96ZM125 216H126V213H125ZM131 216H132V214L130 215V216H128V218L130 217L131 218ZM134 216L135 215H133V218L132 219H134ZM144 217V221H142V222H144V224H145V226H146V229L149 231L150 230V232L152 231H155L156 232V235L158 236V234H159V232H161V231H164V230H167V228L165 227V225H163V223H161V221H160V219L159 218H157L158 220H156V218L154 219V218H150L149 217V214H148V216L147 215H143ZM159 216V215H158ZM162 217H163V215H161ZM252 216H256V217H259V221H262V222H264V214H262V213H259L258 211H253V214H252ZM38 217V216H37ZM104 217V216H103ZM153 217V216H152ZM157 217V216H156ZM160 217V216H159ZM72 218V217H71ZM127 218V217H126ZM127 218V219H128ZM169 218V217H168ZM74 219V218H73ZM99 219V218H98ZM117 219V218H116ZM115 219V220H116ZM176 219V218H175ZM210 219H213L217 224L214 226V223H213V225H211V221H209ZM72 220V219H71ZM76 220H77V218H76ZM82 220V221H83ZM131 220V219H130ZM130 220H128V221H130ZM143 220V219H142ZM180 220V219H179ZM112 221V220H111ZM119 221V220H118ZM133 221V220H132ZM225 221V220H224ZM255 221V220H254ZM37 222H39V221H37ZM73 222H74V220H73ZM84 222V221H83ZM181 222V221H180ZM234 222H236V220H234ZM85 223V222H84ZM114 223V222H113ZM7 224V225H8ZM39 224V223H38ZM136 224V223H135ZM182 224V223H181ZM237 224V223H236ZM251 224V223H250ZM264 224V223H263ZM85 225V224H84ZM125 225H128V231L125 233V237L123 236V235H121V236H123L124 238V240H125V242H127V246L128 245H130L132 242H133V244H135V243H138L139 241H141V240H143V238L141 239V237H142V234L143 233H141L142 232V229H139L138 227H136L135 225H132V223L131 224H125ZM162 225V226H161ZM174 225V224H173ZM172 225V226H173ZM225 225V224H224ZM255 225H257V224H253V225H250V229H251V231H252V238H253V242H251V244L253 245V246H255L256 248H257V250L261 253V255H262V257H261V264H264V227H263V229L262 228H260L259 229V226H255ZM6 226V225H5ZM222 226V225H221ZM248 227H249V225H247ZM37 227V226H36ZM101 227V226H100ZM119 227V226H118ZM236 227V226H235ZM5 228H7L8 229V227L6 226ZM41 228V227H40ZM87 228V227H86ZM97 228V227H96ZM141 228V227H140ZM22 229V230H23ZM119 229V228H118ZM223 229H225V228H223ZM3 230V229H2ZM101 230V229H100ZM10 230H7L6 232H9ZM25 231V230H24ZM25 231V232H26ZM124 231V230H123ZM137 231H139L140 233H141V235H139V233L137 232ZM173 231L174 232H179L180 234H182V236L183 235H185V229L183 228V227H176V226H174V228H173ZM195 231V230H194ZM235 231V229L234 228H232V232H234ZM5 232V233H6ZM20 233L22 232L21 230L19 231ZM39 232V231H38ZM75 231H73V233H74ZM158 232V233H157ZM230 232V231H229ZM10 233V232H9ZM46 233V232H45ZM72 233V232H71ZM78 233V232H77ZM76 233V234H77ZM81 233V232H80ZM187 233V232H186ZM209 235H207V234ZM13 234V235H14ZM26 234V235H27ZM38 234H40L38 237H41V240L43 239V242H45L46 244L47 243H49L50 245H51V247L53 246L54 248H56V250H54L53 248L51 249V252L50 253H48V254H46L48 251H45V250H43V244H40V246H34V247H37V248H40V249H31V250H29V251H24V249L22 248V244L24 243L23 241H25L26 242V239L25 240H21V241H17V242H19V244H21L20 242H23L21 245H16L15 244V246H13L12 245V247L13 248H11L10 247V249H12V252L14 253V256H13V260H14V264H46V263H50L51 261V259H52V257L54 258V254H55V256H56V258H58V260H60L59 262H58V264H98V262H96L95 261V259H97V255H98V258L100 257V255L99 254H95V252L94 251H97V249L96 250H94V249H92L91 247L92 246H88L87 247V249L85 248V249H82L80 246H79V244H75L74 242L75 241H70L71 239V237L72 236H74V234L71 236V237H69V239L70 240H68V241H66L65 239H64V236H63V234H61L59 237H56V236H54V235H45L44 233H38ZM50 234V233H49ZM121 234V233H120ZM166 234V233H165ZM2 235H3V233H2ZM12 235V234H11ZM56 235V234H55ZM79 235V234H78ZM81 235V234H80ZM119 235V234H118ZM152 235H154L153 233H152ZM155 235V236H156ZM160 235V234H159ZM172 235V234H171ZM187 235V234H186ZM223 235V234H222ZM37 236V235H36ZM174 236V235H173ZM199 236V235H198ZM226 236V235H225ZM247 236V235H246ZM1 237V236H0ZM22 237V236H21ZM63 237V238H62ZM146 237V236H145ZM188 237V236H187ZM194 237V236H193ZM203 237V238H202ZM75 238H76V236H75ZM82 238V237H81ZM160 238V237H159ZM163 238V237H162ZM169 238V237H168ZM176 238V237H175ZM1 239V238H0ZM22 239H24V238H22ZM38 239V238H37ZM79 239V237L77 236V239H75V240H78ZM90 239V238H89ZM122 238H121V241L123 240ZM138 239V240H137ZM139 239H141V240H139ZM165 239H167V238H165ZM192 239V238H191ZM198 239V238H197ZM211 239H212V242H210L211 241ZM238 239V238H237ZM13 240V239H12ZM16 240H17V237H16ZM73 240V239H72ZM79 240H81L82 241V239H79ZM123 240V241H124ZM153 240V239H152ZM160 240V239H159ZM194 240V239H193ZM192 240V241H193ZM221 240V241H220ZM14 241V240H13ZM167 241V240H166ZM29 242V241H28ZM32 242V241H31ZM30 242V243H31ZM78 242H80V241H78ZM93 243L91 244V245H93L94 244V241H92ZM156 242V241H155ZM187 242V241H186ZM195 242V241H194ZM193 242V243H194ZM198 242V241H197ZM197 242H195V243H197ZM228 242H230L232 245L234 244V245H236V244H240V243H238V240H235L234 238L232 239V240H230V241H228ZM1 243H2V240H1ZM14 243V242H13ZM91 243V242H90ZM143 243V242H142ZM163 243V242H162ZM195 243H194V245H195ZM201 243V242H200ZM18 244V243H17ZM39 244V243H38ZM81 244H82V242H81ZM86 244V243H85ZM96 244V243H95ZM145 244V243H144ZM191 244V243H190ZM1 245V244H0ZM33 245V244H32ZM167 244L165 243V246H166ZM177 245V244H176ZM192 245V244H191ZM198 245V244H197ZM197 245H195V246H197ZM11 246V245H10ZM82 246H83V244H82ZM135 246V245H134ZM145 246V245H144ZM165 246H163V247H165ZM199 246V245H198ZM237 246V245H236ZM29 247H32V246H29ZM85 247H86V245H85ZM136 247V246H135ZM140 247H141V245H140ZM177 247V246H176ZM181 247V246H180ZM188 247V246H187ZM211 247V246H210ZM0 248H1V246H0ZM3 248H5V247H3ZM121 248V247H120ZM142 248H145V247H143V245H142ZM191 248V247H190ZM193 248L194 249H196V248H198V247H192L191 249L193 250ZM209 248V247H208ZM208 248H206V249H208ZM233 248V247H232ZM251 248V247H250ZM128 249H130V248H128ZM146 249V248H145ZM164 249V248H163ZM178 249H180V248H178ZM177 249V250H178ZM52 250H54L53 251V253L56 251L57 253H54L53 255H52ZM94 250V251H93ZM150 250V249H149ZM165 250V249H164ZM169 250V249H168ZM176 250V253L173 251V252H171V255L173 254L174 255V257H175V259H177V257H179L180 255H178L177 254V251ZM189 250V252H191L190 251V249H188ZM201 250V249H200ZM204 250V249H203ZM202 250V251H203ZM2 251V250H1ZM0 251V252H1ZM99 251V250H98ZM163 251V250H162ZM171 251V250H170ZM228 251V250H227ZM8 252V251H7ZM193 252V251H192ZM195 252V251H194ZM12 253V254H13ZM149 253H151V252H149ZM167 253H168V251H167ZM185 253H188V252H185ZM195 253H198L197 251L195 252ZM241 253V252H240ZM2 254V255H1ZM72 254H75V255H77V257L79 258V259H73V256H72ZM184 254V253H183ZM192 255L194 254V253H191ZM224 254V253H223ZM151 255V254H150ZM153 255V254H152ZM52 256V257H51ZM143 256H145V255H143ZM142 256V257H143ZM189 256V255H188ZM228 256V255H227ZM173 257V258H174ZM10 258H12V256L10 255V251L8 252V253H4L3 251L0 253V264H10V261H9V259ZM42 260H41V259ZM46 258V259H45ZM144 259H146V256L145 257H143ZM164 258H165V256H164ZM190 258H192V256L191 257H189V259ZM43 259H45V261H43ZM87 259V261L88 262H90V263H88V262H84V260H86ZM180 259V258H179ZM13 260H12V262H13ZM54 260V259H53ZM147 260V262H149V263H153V264H161L160 263V261H158L157 263H155V262H153L152 260H149V259H146ZM178 260V259H177ZM43 261V262H42ZM176 261V260H175ZM177 262V261H176ZM103 264H104V262H102ZM12 264V263H11ZM101 264V263H100ZM133 264V263H132ZM162 264H170V262H169V260L168 259H164V261L162 262ZM175 264V263H174Z\"/></svg>",
    "mask_w": 264,
    "mask_h": 264
}]
</instances>
